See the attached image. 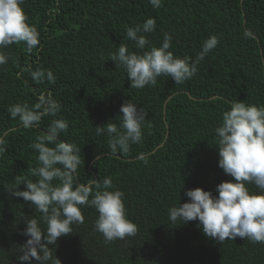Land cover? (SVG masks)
<instances>
[{
    "label": "trees",
    "instance_id": "obj_1",
    "mask_svg": "<svg viewBox=\"0 0 264 264\" xmlns=\"http://www.w3.org/2000/svg\"><path fill=\"white\" fill-rule=\"evenodd\" d=\"M21 7L40 43L32 51L23 42L0 47L8 57L0 65V146L5 149L0 152V264H38L21 261L26 222L37 219L43 231L47 225L35 205L12 190H26L17 176L25 182L38 179L31 173L38 152L30 145L61 118L69 127L58 139L81 150L78 183L111 177L109 190L124 193L127 218L137 232L106 242L94 228L96 209L81 206L83 223L45 246V264L57 259L61 264H264V243L239 237L219 242L203 233L199 221L185 224L169 217L170 208L189 202L186 191L201 188L218 196L220 183L234 182L218 166L215 128L236 101L264 106V0H161L159 8L149 0H23ZM149 18L156 28L144 34L150 41L145 51L160 47L165 33L172 37L169 50L181 58L195 60L212 35L219 43L191 79L176 84L161 75L155 85L131 88L111 54L121 43L140 52L127 38L126 26ZM246 29L253 38H245ZM39 68L51 70L55 81L36 83L29 69ZM42 92L59 103L55 117L43 116L28 129L10 118L11 105L32 106ZM128 101L147 114L143 138L127 154L113 155L109 137L98 136L95 127L110 122L119 127L120 108Z\"/></svg>",
    "mask_w": 264,
    "mask_h": 264
},
{
    "label": "clouds",
    "instance_id": "obj_2",
    "mask_svg": "<svg viewBox=\"0 0 264 264\" xmlns=\"http://www.w3.org/2000/svg\"><path fill=\"white\" fill-rule=\"evenodd\" d=\"M149 3L156 8L161 6V0H149ZM22 4L23 0H0V47L23 42L28 51H32L39 45L40 33L34 25L27 23ZM155 28L154 18L147 19L142 25L126 26L127 38L135 42L141 51L131 52L126 44L121 43L118 51L111 54V61L116 67L125 69L131 88L143 89L155 85L161 75L171 76L176 84L191 79L200 61L219 43L218 37L212 35L203 42L195 60L181 58L169 50L172 37L165 33L160 47L151 46L145 51L150 41L144 34L154 32ZM244 36L253 38V33L246 29ZM7 61L8 57L0 53V65ZM29 71L36 83H42L45 79L55 81L51 70L39 68ZM37 101L32 106L27 103L11 105L8 108L10 118H18L20 124L28 129L39 124L43 116L55 117L60 110L59 103L50 93L42 92ZM120 112L119 127L111 122L95 127L98 136L106 133L109 137V148L113 155L117 152L127 154L131 145L142 141L147 116L131 101L124 103ZM68 127L66 120L53 119L47 132L39 135L37 142L30 145L38 152V166L31 169L32 175L38 177L35 182H25L23 177H16V182L22 183L26 190L15 189L12 194L35 205L47 225L46 231H43L37 219L26 222L24 235L28 240L21 261L35 259L38 264H45L49 259L45 246L54 245L59 238L72 233L73 224L83 223L81 206L84 205L98 212L94 228L106 242L123 240L137 232V225L127 218L124 193L109 190L113 188L111 177L102 181L91 178L87 183H78L81 150L75 143L58 139ZM215 134L218 140V166L226 175L234 178V182L220 183L216 188L218 196L201 188L186 191L189 202L170 208V220L176 222L180 219L185 224L199 221L203 233L219 242L239 237L264 243V106L234 102L230 110L223 113ZM2 143L0 140V145ZM49 144L54 147H49ZM4 150L0 146V152ZM57 180L59 183L53 184ZM249 184L259 192H250ZM55 264H61L60 260L57 259Z\"/></svg>",
    "mask_w": 264,
    "mask_h": 264
}]
</instances>
